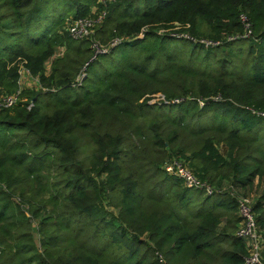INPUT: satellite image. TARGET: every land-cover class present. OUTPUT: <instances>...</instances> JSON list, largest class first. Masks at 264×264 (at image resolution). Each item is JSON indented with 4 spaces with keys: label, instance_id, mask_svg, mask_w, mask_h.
<instances>
[{
    "label": "trees",
    "instance_id": "trees-1",
    "mask_svg": "<svg viewBox=\"0 0 264 264\" xmlns=\"http://www.w3.org/2000/svg\"><path fill=\"white\" fill-rule=\"evenodd\" d=\"M95 3L0 0V89L38 80L0 109V264H242L236 198L162 164L256 181L264 232V0H117L92 38L120 41L93 57L64 27ZM241 14L252 36L227 40Z\"/></svg>",
    "mask_w": 264,
    "mask_h": 264
},
{
    "label": "built area",
    "instance_id": "built-area-1",
    "mask_svg": "<svg viewBox=\"0 0 264 264\" xmlns=\"http://www.w3.org/2000/svg\"><path fill=\"white\" fill-rule=\"evenodd\" d=\"M115 1L117 0H96V3L91 7L92 14L85 17L68 18L65 22L64 29L71 37L75 39H91L90 47L93 52V57L106 53L110 46L120 41L116 38L108 44H101L92 38L94 28L102 22L106 15L107 5ZM240 20L243 31L233 36H227V40L249 38L252 36V27L247 17L241 14ZM171 35L187 38L191 42L203 44L205 47L216 46L220 43V41L196 38L182 32H174ZM20 91L21 89L18 88L14 93H7L0 89V109L11 108L17 102L23 100L20 96ZM162 168L167 174L178 177L185 187L202 192L205 196L223 192H229L233 195L236 198V213L239 218L235 236L245 243L247 252L242 264H264V232L260 231L257 226L255 214L252 209L253 200L250 197L243 195L241 191L236 190L232 185L226 187L215 186L206 180L200 179L180 157L166 159L162 164ZM155 256L160 264H169L162 253L155 252Z\"/></svg>",
    "mask_w": 264,
    "mask_h": 264
},
{
    "label": "rangeland",
    "instance_id": "rangeland-1",
    "mask_svg": "<svg viewBox=\"0 0 264 264\" xmlns=\"http://www.w3.org/2000/svg\"><path fill=\"white\" fill-rule=\"evenodd\" d=\"M59 53H60V49L57 51V54H59ZM49 67H50V60L45 63L46 71H49ZM18 85H19L20 89H23V88H29L30 89V88L37 87L38 81L36 78L31 77L27 73L26 70H22L20 73ZM153 101H155V100H153ZM222 186L226 187V183H223ZM258 191L259 190H258V186L256 183L253 186H250V187H247V188H244L241 190L243 195L250 197L252 200H254L256 198ZM194 193L197 194V196H200L201 198H203L205 196L203 193L202 194L197 193V191H195ZM165 258H166V256H165ZM167 261H168V259H167Z\"/></svg>",
    "mask_w": 264,
    "mask_h": 264
},
{
    "label": "crops",
    "instance_id": "crops-1",
    "mask_svg": "<svg viewBox=\"0 0 264 264\" xmlns=\"http://www.w3.org/2000/svg\"><path fill=\"white\" fill-rule=\"evenodd\" d=\"M38 81V80H37ZM38 87V86H37ZM37 87H35V88H37ZM255 183H256V181H255ZM258 190H259V188H258Z\"/></svg>",
    "mask_w": 264,
    "mask_h": 264
}]
</instances>
